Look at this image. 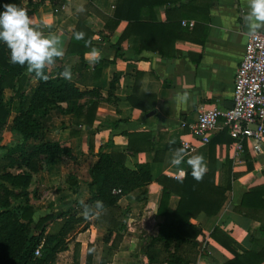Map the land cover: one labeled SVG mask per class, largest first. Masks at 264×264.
<instances>
[{"label":"crops","instance_id":"crops-1","mask_svg":"<svg viewBox=\"0 0 264 264\" xmlns=\"http://www.w3.org/2000/svg\"><path fill=\"white\" fill-rule=\"evenodd\" d=\"M81 4L86 11L77 13ZM115 5L116 0H23L19 5L26 8L34 24L46 25L41 29L45 35L60 36L64 50L77 20L82 19L93 32L92 46L103 53L97 79L91 75L94 66L89 65L85 56L91 49L84 53L83 66L77 55H68L56 61V68H48L55 79L70 68L76 86L84 90L97 85L101 97L90 126L73 124L72 113L59 107L67 109L83 104L85 111L94 99L92 96L56 102L39 118L38 139H30L29 144L58 141L69 148V153L51 154L53 162H43L41 169L32 174L27 201L34 208L33 217L51 209L69 210L73 200V211L81 215V201L90 194L85 182L89 179L88 168L98 159L100 151L126 153L125 165L129 168L148 163L151 175L145 199L135 200L133 193L118 199L116 205L121 209L131 206L129 213L121 217L123 228L115 229L105 240L107 228L97 224L95 218L85 219L67 234L65 247L56 253L51 264H72L75 250L78 264H85L88 245L95 249L91 252V264H147L141 248L157 233L163 220L156 212L161 195L156 178L160 175L176 178L173 173L177 169L192 170L187 164L192 155H202L208 166L209 149L216 162V183L221 182L225 160H230L237 176L217 214L191 219L202 231L197 240L203 242L204 250L197 264H221L233 256L234 250L258 251L264 247L259 222L233 207L240 203L248 183L260 176L264 154L254 155L247 147L235 159L222 115L206 143L188 127L201 108H228L232 101L234 73L249 36L244 20L249 12L247 0H164L152 8L137 5L127 13L138 17V22L122 38L128 22L115 21ZM147 19H151V25H147ZM182 20L191 23L184 24ZM115 43L119 45L118 52ZM157 44L168 55L155 50ZM185 93L187 99L181 100ZM129 97L138 105H133ZM14 115L15 112L7 118L10 127ZM183 141L192 148H187L184 162L177 167L171 160L175 150L184 147ZM247 157L251 159L252 170H247ZM18 201L24 203L26 199L21 197ZM177 202L178 196L171 194L169 207L175 208ZM214 228L230 239L232 249L210 236ZM258 264H264V260Z\"/></svg>","mask_w":264,"mask_h":264},{"label":"trees","instance_id":"trees-1","mask_svg":"<svg viewBox=\"0 0 264 264\" xmlns=\"http://www.w3.org/2000/svg\"><path fill=\"white\" fill-rule=\"evenodd\" d=\"M21 1L23 0H0V12L4 11V4L15 3L19 6ZM162 1L164 0H116L113 14L115 21L126 19L128 22L121 38L138 22V17L127 13L129 10L132 11L137 5L152 8L154 4ZM151 19H147V25L152 24ZM78 31L85 32V39L92 40L93 32L82 19H78L68 40L65 56L77 55L83 66L86 63L84 53L90 48L85 47L83 40H75L74 32ZM114 46L118 52L119 45L115 43ZM154 49L162 55H168L161 44L155 45ZM100 69L101 60L94 65V72L91 74L95 79L98 78ZM44 71L49 76L47 82L37 78L35 73L29 74L26 65L11 63L10 50L0 41V135L12 111L15 115L11 128L18 135V140L6 146L5 152L0 156V264H51L56 253L65 247L67 234L77 223L85 220L82 214L76 215V211H73L75 200L70 203L69 210L51 209L37 218L33 217L34 208L27 201V188L32 174L41 169L43 162H53L51 154L69 153V148L58 141H37L29 144L30 139H38L41 131L39 118L56 102L92 96L94 99L85 111L83 104L67 109L59 107L61 111L72 113L73 124L90 126L101 97L97 85L81 90L72 81L68 82L61 77L55 79L48 68ZM31 77L35 83L27 89L25 84ZM6 88L13 91V96L7 100L2 95ZM129 100L133 105H138L131 97ZM125 158L124 152L100 151L98 159L88 168L89 179L85 182L90 194L83 202L89 206L97 200L103 202L106 211L96 217L95 222L109 231L108 236H104L105 240L115 229L124 227L121 217L126 216L131 208L130 205L124 209L118 207V199L127 193H133L135 200L145 199L147 184L151 181L148 163H138L135 168H129L125 165ZM246 166L247 170L253 168L248 157ZM13 167L18 171L12 172L10 169ZM222 169L221 182L216 183V162L212 149H209L207 172L202 181L198 182L192 177V170L186 171L182 180L166 175L156 178L161 185L156 212L163 216V220L158 224L157 233L141 248L147 264H197V258L204 250L203 242L197 240L202 231L201 226L191 219L200 215H215L221 210L231 190V182L237 176L232 170L230 160H225ZM68 180L69 183L72 182L70 176ZM115 188H119V191L113 192ZM171 194L178 196L175 208L168 205ZM21 197L26 199L24 203L18 201ZM233 208L241 215L258 221L259 230L264 233V169L260 176L248 183L240 203ZM210 236L232 249L230 239L218 229L214 228ZM40 242L41 253L35 256L34 249ZM89 249L90 245L87 247L85 264H91ZM263 260L264 247L258 251L234 250L233 256L221 264H258ZM78 263V250H75L72 264Z\"/></svg>","mask_w":264,"mask_h":264},{"label":"clouds","instance_id":"clouds-1","mask_svg":"<svg viewBox=\"0 0 264 264\" xmlns=\"http://www.w3.org/2000/svg\"><path fill=\"white\" fill-rule=\"evenodd\" d=\"M249 7L248 14L244 17L248 27V35L255 36L258 31L264 30V0H247ZM4 11L0 12V41L4 42L10 50V61L13 64L27 66L29 74L45 82L49 76L45 74L46 68L55 66L58 59H63L65 50L62 47V39L58 35H45L41 30L46 27L43 23L34 24L33 19L28 15L25 7H20L15 3L3 5ZM86 8L83 4L76 8L77 13H83ZM86 33L83 31L74 32L77 41L83 40L85 47L91 50L85 54L89 65H96L103 59V53L92 46L91 39H85ZM60 77L71 82L73 74L70 68H65ZM187 99V93L180 97ZM187 155V148L181 147L175 150L172 165L180 166ZM187 164L191 167V175L196 181H202L207 172L202 155H192L187 159ZM186 176L183 169L179 170L177 179L182 180ZM83 206L82 215L85 219H93L102 215L106 209L102 201L97 200L94 206H89L81 201ZM90 252L95 249H89Z\"/></svg>","mask_w":264,"mask_h":264},{"label":"built area","instance_id":"built-area-1","mask_svg":"<svg viewBox=\"0 0 264 264\" xmlns=\"http://www.w3.org/2000/svg\"><path fill=\"white\" fill-rule=\"evenodd\" d=\"M182 23L191 22L182 20ZM220 115L232 139L230 146L235 159H239L247 147L254 155L264 154V30L248 36L233 77L232 106L201 108L196 120L188 124L189 130L206 143ZM182 145L192 148L186 141ZM179 170L173 173L174 177H178ZM118 191L119 188L113 189V192ZM40 253L41 242L34 249L35 256Z\"/></svg>","mask_w":264,"mask_h":264},{"label":"rangeland","instance_id":"rangeland-1","mask_svg":"<svg viewBox=\"0 0 264 264\" xmlns=\"http://www.w3.org/2000/svg\"><path fill=\"white\" fill-rule=\"evenodd\" d=\"M20 5H21V3H20ZM55 66H56V64H55ZM55 66H54V68H56ZM50 69H53V67H51ZM50 71L52 72V70H50ZM26 82L27 83L25 84V87L27 89L35 83V81L32 77L29 78ZM2 95H3L4 99L7 100L10 96H13V91L6 88V89H4ZM11 113H14V112L12 111ZM9 127H10L9 121H7L2 132H1V135H0V156H1V154H3L5 152L6 146H8L9 144H12L13 142H16L18 140V138H17L18 135H16L15 132L13 131V129L11 127L10 128ZM1 142H7V144L1 143ZM12 170L17 171V168H12Z\"/></svg>","mask_w":264,"mask_h":264},{"label":"water","instance_id":"water-1","mask_svg":"<svg viewBox=\"0 0 264 264\" xmlns=\"http://www.w3.org/2000/svg\"><path fill=\"white\" fill-rule=\"evenodd\" d=\"M232 106V101H231V103H230V105H229V107H231ZM153 111H151V112H149V114H151Z\"/></svg>","mask_w":264,"mask_h":264}]
</instances>
